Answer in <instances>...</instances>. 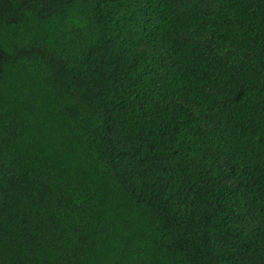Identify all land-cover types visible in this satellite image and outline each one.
Wrapping results in <instances>:
<instances>
[{
	"label": "trees",
	"instance_id": "obj_1",
	"mask_svg": "<svg viewBox=\"0 0 264 264\" xmlns=\"http://www.w3.org/2000/svg\"><path fill=\"white\" fill-rule=\"evenodd\" d=\"M0 264H264V0H0Z\"/></svg>",
	"mask_w": 264,
	"mask_h": 264
}]
</instances>
